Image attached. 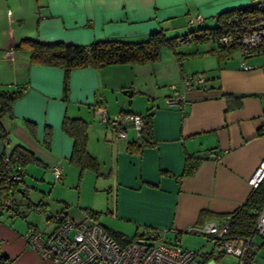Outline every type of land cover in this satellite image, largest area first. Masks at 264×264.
<instances>
[{"label":"crops","instance_id":"1","mask_svg":"<svg viewBox=\"0 0 264 264\" xmlns=\"http://www.w3.org/2000/svg\"><path fill=\"white\" fill-rule=\"evenodd\" d=\"M238 1L0 0V86L23 89L11 115L2 119L7 131L2 148L23 146L51 175L58 165L57 180H67L75 167L78 175L81 171L70 160L72 137L62 129V121L65 116L81 118L86 122V148L97 166L83 172L104 177L107 198L111 196L105 207L111 216L96 219L106 230L128 238L151 229L165 231L167 238L176 236L182 242L185 234L199 233L197 228L207 222L221 223L250 193L249 179L264 161V51L243 57L236 49L221 56L215 38L189 39L182 42L186 51L173 58L73 69L65 95L63 69L32 64L28 52L15 45L26 37L66 44L140 41L155 31L166 35L191 25L213 27L217 14ZM197 15L202 22L190 23ZM9 48L12 53L6 57ZM243 62L251 67L243 68ZM167 72L172 74L161 82L171 85L160 94L149 82L136 85L147 74ZM193 74L203 81L186 90L183 77ZM137 93L148 95L145 104L134 101ZM174 96L177 103L168 105L166 99ZM98 108L109 116L150 112L151 143L139 147L131 125L126 138L116 136L111 125L101 122ZM187 155L198 161L189 175L183 174ZM15 195L26 198L20 192ZM27 200L16 199L22 218L25 208L42 202ZM20 225L0 219V253L11 264H53L23 236L34 225L28 224L23 233ZM48 225L44 230L52 229L53 223ZM212 247L198 250L208 254ZM219 260L202 255L205 264Z\"/></svg>","mask_w":264,"mask_h":264},{"label":"built area","instance_id":"2","mask_svg":"<svg viewBox=\"0 0 264 264\" xmlns=\"http://www.w3.org/2000/svg\"><path fill=\"white\" fill-rule=\"evenodd\" d=\"M245 13L233 17L231 29L216 36L218 44L223 46L235 45L240 54L245 57L264 51V0H251ZM241 6V5H239ZM201 15L190 20V23L200 24ZM189 41V39H187ZM12 49L5 51L9 57ZM243 68L251 66L245 62ZM185 89L202 82L200 75H185L183 77ZM178 96L166 99L168 105L177 103ZM101 122L111 125L113 132L120 138L127 137L128 125L135 130L136 139H140L143 120L139 114L120 113L114 116L107 115L98 108ZM4 139L2 142H5ZM7 169L9 158H2ZM54 178L61 177V168L55 165L51 168ZM25 170L9 171L8 180L18 183V188L24 193L30 192V187L23 180ZM264 179V161L249 179L251 187H256ZM15 196L0 199V214L7 216L17 215ZM52 229L40 230L29 226L24 233L28 245L36 250L43 258L53 264H205L202 261V251L182 247L180 240L174 236L167 238L165 231L148 230L143 237L132 240L125 245L119 244L100 223L87 220L84 217L74 220L64 211L55 213L52 217ZM230 220L221 223L210 221L197 228V232L208 236L213 243L212 256L231 254L238 258L239 264H254V238L264 239V204L259 209L254 223V233L250 236L229 237ZM0 264H7L0 259Z\"/></svg>","mask_w":264,"mask_h":264},{"label":"trees","instance_id":"3","mask_svg":"<svg viewBox=\"0 0 264 264\" xmlns=\"http://www.w3.org/2000/svg\"><path fill=\"white\" fill-rule=\"evenodd\" d=\"M248 6L241 5L226 9L216 16L217 24L213 27L199 26L195 30L183 36H166L162 31H155L140 41H124L117 39L96 40L88 44H66L63 42L43 43L37 37L22 38L15 48L24 49L28 52L30 63L59 66L64 71V94H67L70 71L76 68L92 66L100 68L111 63H147L160 58L162 47L175 49L178 43L190 40H206L216 38L219 34L231 29L233 17L245 13ZM249 11V10H248ZM218 44V43H217ZM221 56H227L238 49L235 45L223 46L218 44ZM219 51V52H220ZM179 55V52H176ZM23 94L22 87H2L0 86V199L7 198L20 192L24 197L26 193L18 188V183L8 180L9 171L24 169L27 163H40L35 155L28 149L20 145L12 146L5 151L2 146L7 140V131L3 126L2 119L6 115H11L12 106L15 100ZM143 120V127L140 131L138 146L151 143V113L140 115ZM28 127H32V122L26 121ZM62 129L72 137L71 162L80 167V174L87 167L96 170V162L90 156L86 148L87 132L86 122L81 118H70L65 116L62 121ZM50 136V130H46V139ZM9 158V168L5 166L2 158ZM198 161L192 155L185 158L183 174H192ZM26 174V171H25ZM25 179V178H24ZM24 182V180H23ZM264 204V179L253 187L242 204L232 211L225 219L230 220L228 230L229 237L250 236L254 233V223L258 216L260 207ZM18 214L20 211L15 202ZM98 212L85 209L87 218L96 221ZM14 216V215H13ZM11 217V216H9ZM52 217V216H51ZM108 231V230H107ZM109 234L121 245L143 237V234L134 235L131 238L125 237L116 232L108 231ZM262 239V238H261ZM264 240V239H262ZM255 242V241H254ZM256 245V243H255ZM258 246V245H257ZM264 246V241L260 243ZM202 255L212 256L211 252ZM206 257V256H204ZM219 257V256H213ZM0 259L11 264L4 255L0 253Z\"/></svg>","mask_w":264,"mask_h":264},{"label":"rangeland","instance_id":"4","mask_svg":"<svg viewBox=\"0 0 264 264\" xmlns=\"http://www.w3.org/2000/svg\"><path fill=\"white\" fill-rule=\"evenodd\" d=\"M250 2L251 0H239L237 6ZM196 28V26L191 25L184 31H173L170 34L167 32L166 36H183ZM187 48L188 47L184 46L182 43H178L174 50L162 47L160 58L161 60H164L165 57L168 58V55L173 58V55H175L176 52L186 51ZM185 67H188V63H185ZM171 74V72H167L166 75H159L157 73L147 74L145 75L146 79L140 77V86H138V84L136 85L139 88L149 82V85L156 88L159 91L157 93L160 94V92L168 89L171 85L169 82H161L163 79L162 77L167 76L166 78H169ZM156 82L157 84H155ZM147 97L148 95H140L137 93L134 97V101L143 105L147 102ZM73 170V172L69 173L67 180H55L54 176L47 172L43 165L33 162L27 163L25 165L26 174L24 177V180H26L27 183H24L31 189L26 198H21L19 195H15V200L19 199L22 201H28L27 199H29L36 204L39 203V199H41L42 202L40 205H30V207L25 208L23 218L20 215H14L9 218L5 214H0V219L8 218L9 221L13 220V222L21 224L20 227L22 228L23 233L28 224H32L40 230H43L48 224L52 225V219L50 218L49 220H46V217L50 215L53 216L55 213L60 211H64L76 221L86 216V208L98 212V219H100V221L103 218H107L108 216L110 217V214H105L106 202L107 199L111 201V196L107 198L104 177H99L97 179L95 172L91 170H86L83 174L79 175L77 167ZM87 220L91 221L90 218ZM47 221H49L48 224H46ZM130 227L131 226H129V228ZM140 230L141 229H139V231ZM127 231V235L131 236L133 234L132 228ZM254 240L259 244L254 251V264H264V246H260V243L264 240L259 237H255ZM180 245L185 248L198 250L202 247L210 249L213 246V243L210 241L208 236L199 232L185 234ZM217 264H239V262L238 258L235 256L231 254H224L223 256H220V260Z\"/></svg>","mask_w":264,"mask_h":264}]
</instances>
